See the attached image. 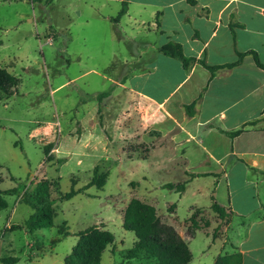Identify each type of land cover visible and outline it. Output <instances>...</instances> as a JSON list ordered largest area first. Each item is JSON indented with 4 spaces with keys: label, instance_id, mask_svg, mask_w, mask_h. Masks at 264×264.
<instances>
[{
    "label": "rangeland",
    "instance_id": "obj_1",
    "mask_svg": "<svg viewBox=\"0 0 264 264\" xmlns=\"http://www.w3.org/2000/svg\"><path fill=\"white\" fill-rule=\"evenodd\" d=\"M121 7L119 0H0V65L20 81L12 95L0 93V192L25 186L30 193L35 179L45 176L55 200L53 227L31 234L25 222L34 210L23 193L3 195L8 207L0 210V264H67L74 252L91 245L83 243L75 251L79 234L96 226L115 238L100 264H158L144 253L126 259L137 240L123 227L133 198L153 206L161 222L187 241L203 230L187 243L190 264L217 251L205 234L221 238L225 222L206 208L191 211L194 200L209 203L192 195L206 181H194L180 197L161 187L187 184L190 175L178 171L176 163L159 169L142 160L151 147H170L169 138L150 132L151 145L114 140L119 101L112 102L110 80L139 50L132 39L156 40L145 38L144 30L136 33L127 17L115 24ZM166 37L167 43L177 41ZM104 92L111 96L103 99L99 115L98 95ZM143 136L150 140L149 132ZM50 143L53 161L46 162L44 147ZM96 166L99 174L108 175L105 185L84 190ZM73 180L82 192L64 200ZM12 258L17 262H4Z\"/></svg>",
    "mask_w": 264,
    "mask_h": 264
},
{
    "label": "crops",
    "instance_id": "obj_2",
    "mask_svg": "<svg viewBox=\"0 0 264 264\" xmlns=\"http://www.w3.org/2000/svg\"><path fill=\"white\" fill-rule=\"evenodd\" d=\"M125 17L136 33L144 30L145 38L156 40L132 39L139 50L110 80L112 102L119 101L114 140L151 145L150 132L169 138L170 147L150 148L145 164L160 169L176 163L178 171L190 175L185 190L174 191L180 197L194 181H206L192 195L209 203L194 200L192 212L211 210L212 197L231 212L228 221L220 218L225 222L221 238L205 234L218 248L199 264L235 254L242 255V264H264V70L247 56L240 66L221 69L211 78L199 63L185 70L181 61L158 50L171 34L177 41L170 42L182 45L186 57L211 66L233 63L237 52L249 50L264 62V0H129ZM231 22L244 25L235 29V37ZM194 102L195 115L188 118L183 107ZM239 130L236 137L229 135ZM147 132L150 140L144 139ZM198 232L203 230L191 239Z\"/></svg>",
    "mask_w": 264,
    "mask_h": 264
},
{
    "label": "trees",
    "instance_id": "obj_3",
    "mask_svg": "<svg viewBox=\"0 0 264 264\" xmlns=\"http://www.w3.org/2000/svg\"><path fill=\"white\" fill-rule=\"evenodd\" d=\"M52 2L53 0H47V3ZM128 6L129 0H123L118 15L112 20L115 24H118L127 14ZM230 28L233 37H235V29H242L244 28V25L231 22ZM158 50L167 57L181 61L185 70H188L194 64L199 63L211 72V78H214L216 73L221 69H233L240 66L244 58L247 56H251L257 67L264 70V62L261 61L259 53L254 50L237 52V61L216 66L207 64L205 60L186 57L183 53L182 45L179 43L169 42ZM19 83L20 81L16 76L0 65V93L12 95ZM110 96V92H104L98 95L99 115L102 111L100 104L103 99ZM196 104L197 102H194L191 105H185L183 107L188 118H192L195 115ZM241 132L242 130H239L230 133L229 135L234 138ZM53 146L54 144L50 143L44 147L46 162L53 161V157L50 155ZM59 162H64V160L60 159ZM98 171L99 166H96L93 170V176L84 190L91 187H97L100 189L105 185L108 175L107 173L99 174ZM35 184L34 189L30 193H27L25 186L0 192V210H4L8 207L7 201L3 198V195L23 193L24 202L34 210L33 214L25 222V227L31 234L44 228L53 227L55 217V200L51 198L49 181L45 176H42L39 179H35ZM72 184V189L69 193L65 194L64 200H69L82 192L81 190L75 189L76 182L74 180ZM162 188L170 191L183 192L185 190V184L175 185L173 183H167ZM211 210L217 214L219 218L225 221H228L231 216V212L218 204L214 198H212ZM123 227L126 230L133 232L137 239L134 247L127 253L126 259H136L144 253L151 258H155L158 264L191 263L192 254L188 244L172 226L161 222L157 216L156 209L153 206L133 198L125 209ZM79 236L81 239L76 245L75 251L79 249L83 243L91 245L89 249L81 251L80 253L74 252L70 256L67 264H100L102 253L112 245L115 240L114 235L111 232L99 230L97 226L87 229L84 233L79 234ZM17 260V258H12L4 262H17ZM215 264H242V255L235 254L218 257Z\"/></svg>",
    "mask_w": 264,
    "mask_h": 264
}]
</instances>
